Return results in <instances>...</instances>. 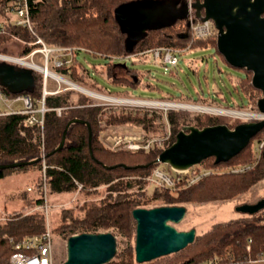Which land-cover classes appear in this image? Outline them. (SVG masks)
I'll list each match as a JSON object with an SVG mask.
<instances>
[{
	"label": "trees",
	"instance_id": "1",
	"mask_svg": "<svg viewBox=\"0 0 264 264\" xmlns=\"http://www.w3.org/2000/svg\"><path fill=\"white\" fill-rule=\"evenodd\" d=\"M132 1L137 0H38L31 5V18L35 30L48 44L84 47L94 56L103 57L106 60L104 65L107 75L116 84L131 83L126 76H115L113 70L116 65L124 66L130 77L136 69L131 65L115 63V58H125L127 55L140 54L161 46L188 49L212 47L214 51L211 54L216 60L219 56L229 66L240 71L234 88L238 93L247 95L248 106L258 110L257 101L262 91L252 84L253 72L245 67H235L226 60L218 50L217 34L194 39L187 29L186 17L181 13L163 24L149 27L131 42L117 19V9ZM12 33H17L26 40L33 37L24 29L10 27L9 33L0 34V47ZM31 48L33 47L24 46L20 54L25 55ZM71 63L57 68L58 72L81 83L91 77V70L86 68L83 61L77 59V54ZM97 66L98 64L94 63L92 68ZM32 73L34 84L31 88L14 90L2 80L0 88L11 96L28 93L39 106L43 96V74L34 70ZM93 86L100 85L94 80ZM230 90L232 89L228 88V91ZM73 95L77 97L74 98ZM183 97L191 99L188 95ZM215 99L200 95L192 100L217 102ZM169 100L175 99L171 97ZM45 104L48 110L45 112L43 125L27 124L26 114L0 115V165L36 160L33 163L0 169V181L14 172L27 171L31 167H37L44 172L43 161L47 165L44 176L42 174L37 178L38 193L31 196L25 191L22 194V210L11 213L7 219L0 222V264H10L14 240L40 235L46 230V214L41 209L46 204L42 187L44 177L48 186L47 194L73 192L78 190L81 184L80 191L87 197L76 209L64 208L53 231L68 239L75 232L112 230L130 241L128 245L120 248L115 258L107 264H146L138 262L136 258L137 220L133 216L134 209L231 200L264 179V145L259 147L264 138L263 128L229 161L215 163L214 156L206 159L203 164L210 173L203 175L196 182L188 184L184 181L182 186L175 190L155 187L149 192L148 177L160 164L156 162L157 158L175 141L181 128L180 124L187 121L180 111L166 112L171 132L163 144L156 142L150 149H113L106 145L101 137L104 130L111 126L132 123L140 125L145 131L154 132L158 127V116L148 112L135 114L95 104L85 93L71 90L46 95ZM244 105L243 101L238 103L240 107H246ZM162 113L161 116H165V113ZM224 117L226 116L216 114H207L205 118L198 116L194 124L199 127L218 123H226L230 127L237 125ZM73 118L90 123L92 138L90 139L87 123L74 122L67 129L64 146L58 149L67 124ZM254 140L257 145H253ZM237 167L243 169L233 170ZM102 187H105L104 193L100 190ZM28 209L35 211L26 213L25 210ZM231 225L236 227L216 237L222 227L225 229ZM205 236L208 238L205 249L181 259L176 264H198L212 260L217 255L226 259L229 254H232L239 264L255 259L260 256V252L264 253V209L255 214H245L218 222ZM247 245L251 246L250 250Z\"/></svg>",
	"mask_w": 264,
	"mask_h": 264
},
{
	"label": "rangeland",
	"instance_id": "2",
	"mask_svg": "<svg viewBox=\"0 0 264 264\" xmlns=\"http://www.w3.org/2000/svg\"><path fill=\"white\" fill-rule=\"evenodd\" d=\"M135 39L136 35L132 34L130 36V41L132 42ZM73 47L75 49V54H77V59L83 61L86 68L91 70V77H89L86 82L82 83L73 81L70 77L59 73L57 70L59 67H56L54 63H51L49 69L54 72L55 77L53 76L49 78L47 85L48 90H71L73 92H82L92 98V101L95 102V104H103L118 110L123 109L125 111H131L135 114H144L145 112H148L150 115L155 114L158 116L156 120V125L158 127L154 132L145 131L140 125L132 123L115 125L104 130L101 133V137L109 147L119 136L124 138V140H130L133 142H136L135 140L147 139L146 137L166 138L171 132V126L166 117V112L169 110H178L186 118L187 121L181 123L180 127L183 124H194V121L198 116L205 118L207 114L226 116L224 118L228 119V121L233 124L264 119V117H260L259 119L257 115L253 114L256 109H253L252 106H248L247 95L244 93H238L234 88V84H236L238 80L237 74L240 73V71L229 66L219 56L216 60L214 55L211 54L214 51L212 47L192 48L180 52L179 62L176 67L168 64L166 66L165 64L156 62L150 54H132L127 55L125 58H115V63L131 65L136 69V71L131 74L133 76L130 77L124 66L116 65L114 67L113 72L115 76H126L131 80V83L129 82L126 84H116L113 82L112 78L108 77L104 65L106 60L103 57L94 56L84 47ZM23 48L24 45L11 35L6 42L1 44L0 51L20 54ZM178 48L183 49L180 47ZM73 60L74 57L72 62ZM94 63L98 64L95 69L92 68ZM68 64L70 65L72 63L70 62ZM23 68L26 70L31 69L26 66H23ZM61 78L76 83L81 88H76L71 83L62 80ZM94 80L98 82L100 85L99 87L93 86ZM228 88L232 89L230 90L232 92L228 91ZM84 89L87 91H84ZM92 92L114 97L115 99L111 100L106 97H100ZM186 95L191 99L183 97ZM200 95L201 97H214L217 102L212 100H192L198 98ZM223 95L225 98H223ZM181 96L183 98H181ZM73 97L76 98L77 96L73 95ZM171 97L175 100H169ZM155 101L171 102V104L176 102L185 105H199L211 109L216 108V110L211 111L210 109L180 105L172 106L171 104L167 105V103H165L166 105H163L162 103H156ZM242 101L246 107L238 106V103ZM17 105L21 106L22 104L19 102ZM162 112L165 113V116H161L163 114ZM249 113H252L253 115L250 116ZM252 143L253 145H257L256 140ZM160 166L168 172L176 173L173 172L174 170L171 166L166 163L161 162ZM193 168L201 169L200 172L202 173L209 170L203 163H199ZM217 169L220 168H216V170ZM42 174L44 176V172L40 171L37 167H31L27 171L14 172L0 181V222L7 219L11 213L22 210L24 207L22 194L25 191L31 196L38 193L37 178ZM27 186H33V189L30 191L26 188ZM42 187L44 190V182ZM155 187L154 183H150L148 191L152 192ZM104 188L105 187L100 188L102 193H104ZM80 190L81 189L73 192L47 194L46 199L49 205V211L46 213L45 207L41 209L44 210L46 218L50 221L52 228H54L60 221L61 212L64 208L76 209L82 204L84 199L87 198ZM258 198H264V179L257 182V184L247 192L235 197V199L225 201L215 200L201 204H188V210L184 219L176 224V226L180 230L196 228L197 235L195 241L178 252L152 259L151 261L146 262V264H176L181 259L187 258L189 255L205 249L208 240L205 233L211 231L214 224L248 214L238 211L237 207L243 203H254ZM33 211H35V209L25 210L26 213ZM235 227L236 225H231L225 229L222 227L217 232L216 237L222 236L226 231H231ZM117 239L118 250L123 246L128 245L130 242L126 237L119 233H117ZM53 243L57 262L58 264H61L62 261L67 259V238L65 239L59 233L53 231Z\"/></svg>",
	"mask_w": 264,
	"mask_h": 264
},
{
	"label": "water",
	"instance_id": "3",
	"mask_svg": "<svg viewBox=\"0 0 264 264\" xmlns=\"http://www.w3.org/2000/svg\"><path fill=\"white\" fill-rule=\"evenodd\" d=\"M185 0H137L118 7V20L130 37L138 36L149 27L163 24L179 13L186 17ZM193 6L200 20H212L217 29V47L233 66L245 67L253 72L252 84L262 91L257 101L259 112L264 113V0H195ZM33 69L0 62V80L14 90L31 88ZM75 87V86H74ZM86 91V90H84ZM90 93V92H89ZM90 123L73 118L67 124L63 139L71 123ZM264 119L238 123L230 127L218 123L199 127L185 125L176 139L159 155L156 162L166 163L176 171H186L214 156L215 163L229 161L242 151L262 129ZM39 159H37L38 161ZM32 161H16L0 165V169L17 167ZM264 209V198L237 207L242 213L255 214ZM185 205H160L152 208L138 207L133 216L137 220L136 258L138 262L169 255L186 248L196 239L197 230H180L176 224L186 213ZM118 252L117 234L112 230L81 232L67 239V259L61 264H107Z\"/></svg>",
	"mask_w": 264,
	"mask_h": 264
},
{
	"label": "built area",
	"instance_id": "4",
	"mask_svg": "<svg viewBox=\"0 0 264 264\" xmlns=\"http://www.w3.org/2000/svg\"><path fill=\"white\" fill-rule=\"evenodd\" d=\"M37 1L38 0H0V34L9 33L10 27H13L17 29H24L31 36H33L32 39L26 40L19 34L12 33V37L17 39V41L22 43L24 46H32L33 48H31L25 55L0 51V62L6 61L11 63V65L15 64L20 67L26 66L43 74V96L41 97V103L39 106L35 104L32 96L28 93L11 96L0 88V115L14 113L26 114L25 122L30 125L36 123H39L40 125L44 124L45 112L48 110V107L45 104V97L46 95L57 91H51L47 88L49 78L54 76V72L49 69L50 64L54 63L56 67L66 66L68 63L72 62L73 57H75L74 47L53 46L48 44L42 36H39L31 18V5ZM194 1L195 0L184 1L186 2L187 7V29L190 30L192 37L194 39H202L213 36V34H217V29L212 20H200L196 16V10L193 6ZM186 49L188 48L179 49L176 47L161 46L150 48L142 53L152 55L153 60L165 64L166 66L167 64L170 66H176L179 62V53L185 51ZM19 102L22 104L21 106L17 105ZM155 102H161L163 105H166L165 103H167V105H169V102ZM60 110L61 109L59 108L58 111L60 112ZM255 112L252 113L257 115L259 119L260 117H264L263 112H259V110H256ZM252 113H249V115H253ZM146 138L147 139L135 140L136 142H133L130 140H124V138L119 136L117 140H114L111 146L113 149H150L156 142L163 144L166 139L163 137ZM263 145L264 139L260 142L259 147H262ZM46 168V163H43L44 174ZM242 169V167H237L233 170L241 171ZM200 170L201 169L199 168L195 169L192 167L186 171L174 170L173 172L176 173H171L166 171L160 165H157L152 174L148 177V180L150 183H154L157 188L167 187L171 190H175L176 188L182 186L184 181L188 184H192L199 180L203 175L210 172L206 171L202 173ZM44 183V196L46 204L43 207H45L46 213H48L49 205L46 199L48 186L46 177H44ZM81 187L82 185L79 184V189ZM27 189L31 191L33 186H28ZM13 242L14 252L10 256V264H58L53 243V228L51 227L48 219L46 221V230L42 234L25 236L19 240H14ZM247 249L250 250L251 246L247 245ZM198 264H239V261L236 260L232 254H229L226 259L218 257L217 255V257L212 260H205Z\"/></svg>",
	"mask_w": 264,
	"mask_h": 264
},
{
	"label": "bare ground",
	"instance_id": "5",
	"mask_svg": "<svg viewBox=\"0 0 264 264\" xmlns=\"http://www.w3.org/2000/svg\"><path fill=\"white\" fill-rule=\"evenodd\" d=\"M62 79V78H61ZM62 80H65V81H67V82H69V83H71L73 86H75L76 88L78 87V88H81L80 86H78L76 83H73V82H71V81H69V80H66V79H62ZM84 90H86V89H84ZM87 91V90H86ZM93 94H95V95H97V96H100V97H106V98H108V99H115L114 97H109V96H106V95H104V94H97L96 92H92ZM121 100H126V99H121ZM130 101V100H129ZM133 101V100H132ZM140 101V100H139ZM147 102V101H146ZM153 102V101H152ZM155 104V103H154ZM160 104H161V102H160ZM169 105L171 104V102H169L168 103ZM171 105H180V106H187V107H194V108H202V109H210L211 111L212 110H216V108H208V107H204V106H196V105H185V104H183V103H172ZM225 112V111H224Z\"/></svg>",
	"mask_w": 264,
	"mask_h": 264
},
{
	"label": "crops",
	"instance_id": "6",
	"mask_svg": "<svg viewBox=\"0 0 264 264\" xmlns=\"http://www.w3.org/2000/svg\"><path fill=\"white\" fill-rule=\"evenodd\" d=\"M140 54H143L142 52L140 53ZM236 67V66H235ZM49 82V81H48ZM119 149V148H118ZM28 187V186H27ZM26 187V188H27ZM260 199H262V198H258L257 200H256V202L258 201V200H260ZM234 219V218H233ZM261 254H260V256L259 257H257V258H255V259H252V260H248V261H245V262H243L242 264H264V253L263 252H260Z\"/></svg>",
	"mask_w": 264,
	"mask_h": 264
},
{
	"label": "flooded vegetation",
	"instance_id": "7",
	"mask_svg": "<svg viewBox=\"0 0 264 264\" xmlns=\"http://www.w3.org/2000/svg\"><path fill=\"white\" fill-rule=\"evenodd\" d=\"M182 1H183V0H178V2H179V3H178V6H181V5H182V4H181ZM185 125H196V124H183L182 126H185ZM182 126H181V128H182ZM181 128H180V129H181ZM159 165H160V164H159Z\"/></svg>",
	"mask_w": 264,
	"mask_h": 264
}]
</instances>
